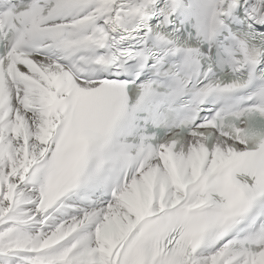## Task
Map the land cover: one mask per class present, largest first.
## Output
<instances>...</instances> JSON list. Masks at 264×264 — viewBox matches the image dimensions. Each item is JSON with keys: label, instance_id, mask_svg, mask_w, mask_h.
I'll list each match as a JSON object with an SVG mask.
<instances>
[{"label": "snow or ice", "instance_id": "obj_1", "mask_svg": "<svg viewBox=\"0 0 264 264\" xmlns=\"http://www.w3.org/2000/svg\"><path fill=\"white\" fill-rule=\"evenodd\" d=\"M0 264H264V0H0Z\"/></svg>", "mask_w": 264, "mask_h": 264}]
</instances>
